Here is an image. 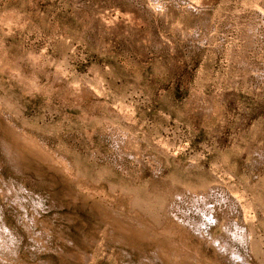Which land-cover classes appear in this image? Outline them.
<instances>
[{"label": "rangeland", "instance_id": "obj_1", "mask_svg": "<svg viewBox=\"0 0 264 264\" xmlns=\"http://www.w3.org/2000/svg\"><path fill=\"white\" fill-rule=\"evenodd\" d=\"M0 264H264V0H0Z\"/></svg>", "mask_w": 264, "mask_h": 264}]
</instances>
